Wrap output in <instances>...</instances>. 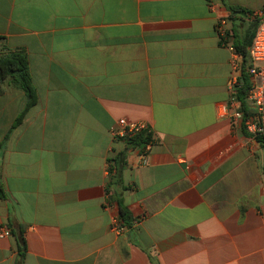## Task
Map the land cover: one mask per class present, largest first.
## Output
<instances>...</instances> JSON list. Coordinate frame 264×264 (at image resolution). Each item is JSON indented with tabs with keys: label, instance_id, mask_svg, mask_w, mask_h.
I'll list each match as a JSON object with an SVG mask.
<instances>
[{
	"label": "crops",
	"instance_id": "0c3cea01",
	"mask_svg": "<svg viewBox=\"0 0 264 264\" xmlns=\"http://www.w3.org/2000/svg\"><path fill=\"white\" fill-rule=\"evenodd\" d=\"M230 8L264 0H0V52L26 54L36 93L15 125L27 96L0 83V264H264ZM119 119L151 133L144 166Z\"/></svg>",
	"mask_w": 264,
	"mask_h": 264
},
{
	"label": "built area",
	"instance_id": "2783aa9c",
	"mask_svg": "<svg viewBox=\"0 0 264 264\" xmlns=\"http://www.w3.org/2000/svg\"><path fill=\"white\" fill-rule=\"evenodd\" d=\"M254 17L259 20V23L248 48L249 65L246 68V74L251 81L246 98L252 105L254 115L247 117L244 125L246 131L253 137L264 139V12H258ZM223 27L224 19H220L217 26L220 33H224ZM229 86L231 89L236 88L239 90L242 84L236 78H232ZM144 132H149L145 123L126 119H119L112 129V135L115 139L126 142ZM151 145L152 137L146 143L140 145V165L144 166L146 164V156ZM113 229L120 230L117 219L113 220ZM7 236H9V232L0 229V238Z\"/></svg>",
	"mask_w": 264,
	"mask_h": 264
},
{
	"label": "trees",
	"instance_id": "16d2710c",
	"mask_svg": "<svg viewBox=\"0 0 264 264\" xmlns=\"http://www.w3.org/2000/svg\"><path fill=\"white\" fill-rule=\"evenodd\" d=\"M230 12L234 14L242 13L244 17H248L247 22L243 25V28L239 30V34L235 37L233 43L238 55L241 57V67L244 69L249 65L248 48L251 45L254 33L258 26L259 20L253 18L251 11L230 8ZM264 11V10H263ZM247 24V25H246ZM243 82L241 88L238 90V100L243 101L246 98L247 91L250 87V83L243 75ZM9 81L12 85L22 90L27 96V104L24 110L15 120V125L20 123L24 113L32 107L36 102V93L32 86L27 56L22 51H7L0 52V83ZM243 104V102L241 103ZM151 138L150 132H144L136 136L134 139L127 141L132 146H140L146 143ZM257 143L264 149V139L256 137ZM124 163V156L117 155L113 160V171H117ZM120 219L125 222L128 219L127 212L123 208H119Z\"/></svg>",
	"mask_w": 264,
	"mask_h": 264
},
{
	"label": "rangeland",
	"instance_id": "374dc122",
	"mask_svg": "<svg viewBox=\"0 0 264 264\" xmlns=\"http://www.w3.org/2000/svg\"><path fill=\"white\" fill-rule=\"evenodd\" d=\"M247 25V24H246Z\"/></svg>",
	"mask_w": 264,
	"mask_h": 264
}]
</instances>
